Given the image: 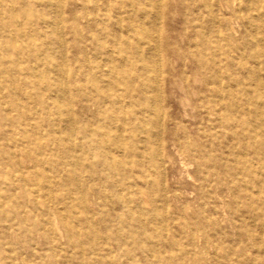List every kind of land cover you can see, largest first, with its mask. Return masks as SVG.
I'll use <instances>...</instances> for the list:
<instances>
[{
  "label": "rangeland",
  "instance_id": "obj_1",
  "mask_svg": "<svg viewBox=\"0 0 264 264\" xmlns=\"http://www.w3.org/2000/svg\"><path fill=\"white\" fill-rule=\"evenodd\" d=\"M263 54L264 0H0V264H264Z\"/></svg>",
  "mask_w": 264,
  "mask_h": 264
},
{
  "label": "bare ground",
  "instance_id": "obj_2",
  "mask_svg": "<svg viewBox=\"0 0 264 264\" xmlns=\"http://www.w3.org/2000/svg\"><path fill=\"white\" fill-rule=\"evenodd\" d=\"M137 45L139 46V44H137ZM156 53L158 56H160L158 50H156ZM135 62L141 64V66L139 67L140 68L139 70H140V78L142 80V84H141V86H139V90L143 93V97H142L140 103L142 106V112L141 113L143 116V118H142L143 126L145 127L148 120L151 117L150 115H152V117L155 118L156 120H159V117H160L159 113L162 111V101H161V95H160L161 92L159 93V89H158V83L160 82L159 79L161 77L160 76L161 66H160L159 60L154 65H150L146 60H144L142 58H138L137 60H135ZM133 63H134V61H133ZM150 73H151V75H153V76H151V78L148 77L150 75ZM113 77H114L113 88L111 90V93H109L110 94L109 97L111 96V99H112L111 102H109L110 103L109 109L111 110L110 121L113 122L114 129H116V131L121 133L120 135H114L113 138L111 139L112 145H114V147H115L116 144H118V146L120 145L121 140H126L122 135L123 131L121 130V128H119V123L117 121H118V117H119L118 114L122 109V104H124V101L122 100V94L120 93L121 91H123V89H121V87H125V85H127V82L121 78V72H119V70L115 71ZM152 93H153V95H152ZM123 118L125 121L126 120L125 116ZM159 127H161V125ZM156 138H158V137H156ZM146 140H148V138H146ZM163 189H164V187H163Z\"/></svg>",
  "mask_w": 264,
  "mask_h": 264
}]
</instances>
